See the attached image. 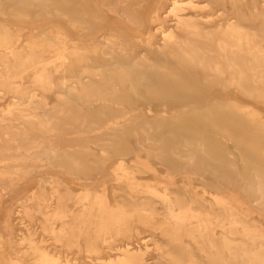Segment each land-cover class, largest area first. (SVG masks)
Instances as JSON below:
<instances>
[{"label":"bare ground","instance_id":"1","mask_svg":"<svg viewBox=\"0 0 264 264\" xmlns=\"http://www.w3.org/2000/svg\"><path fill=\"white\" fill-rule=\"evenodd\" d=\"M0 93V264H264V0H0Z\"/></svg>","mask_w":264,"mask_h":264},{"label":"rangeland","instance_id":"2","mask_svg":"<svg viewBox=\"0 0 264 264\" xmlns=\"http://www.w3.org/2000/svg\"><path fill=\"white\" fill-rule=\"evenodd\" d=\"M53 99H54V96L52 94L48 95V102H49L50 105H52ZM7 103H8V96L3 95L2 93H0V108L4 107ZM212 135L214 136L215 134H212ZM263 227H264V223H263ZM139 231H140L139 237L140 238H145V241L149 245V248H150V251H151L153 246H152V242H151V240L149 238L148 233L146 231H144L143 229H140ZM155 254H156V252L155 253H153V252L150 253V255H155Z\"/></svg>","mask_w":264,"mask_h":264}]
</instances>
